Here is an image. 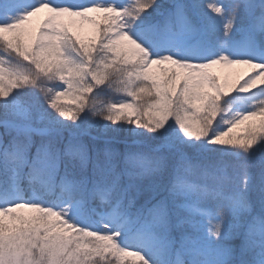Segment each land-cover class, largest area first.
<instances>
[{
    "label": "snow or ice",
    "instance_id": "snow-or-ice-1",
    "mask_svg": "<svg viewBox=\"0 0 264 264\" xmlns=\"http://www.w3.org/2000/svg\"><path fill=\"white\" fill-rule=\"evenodd\" d=\"M0 264H264V0H0Z\"/></svg>",
    "mask_w": 264,
    "mask_h": 264
},
{
    "label": "rangeland",
    "instance_id": "rangeland-1",
    "mask_svg": "<svg viewBox=\"0 0 264 264\" xmlns=\"http://www.w3.org/2000/svg\"><path fill=\"white\" fill-rule=\"evenodd\" d=\"M247 68L245 67H234V68H219L217 72L222 77H225L229 80V82L236 79L237 76L243 75L247 72Z\"/></svg>",
    "mask_w": 264,
    "mask_h": 264
},
{
    "label": "trees",
    "instance_id": "trees-1",
    "mask_svg": "<svg viewBox=\"0 0 264 264\" xmlns=\"http://www.w3.org/2000/svg\"><path fill=\"white\" fill-rule=\"evenodd\" d=\"M217 69H219V68H217ZM217 69H216V71H217ZM113 95V98H115V94H112ZM121 135H124V133H121Z\"/></svg>",
    "mask_w": 264,
    "mask_h": 264
}]
</instances>
